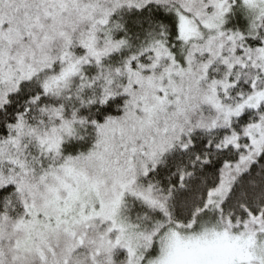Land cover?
<instances>
[{"label": "snow or ice", "instance_id": "snow-or-ice-1", "mask_svg": "<svg viewBox=\"0 0 264 264\" xmlns=\"http://www.w3.org/2000/svg\"><path fill=\"white\" fill-rule=\"evenodd\" d=\"M0 264H264V0H0Z\"/></svg>", "mask_w": 264, "mask_h": 264}]
</instances>
